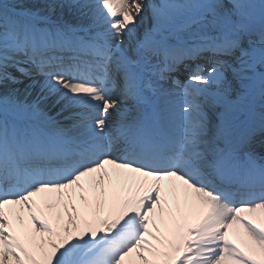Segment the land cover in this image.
Wrapping results in <instances>:
<instances>
[{
  "label": "snow or ice",
  "instance_id": "obj_1",
  "mask_svg": "<svg viewBox=\"0 0 264 264\" xmlns=\"http://www.w3.org/2000/svg\"><path fill=\"white\" fill-rule=\"evenodd\" d=\"M0 264H264V0H0Z\"/></svg>",
  "mask_w": 264,
  "mask_h": 264
},
{
  "label": "bare ground",
  "instance_id": "obj_2",
  "mask_svg": "<svg viewBox=\"0 0 264 264\" xmlns=\"http://www.w3.org/2000/svg\"><path fill=\"white\" fill-rule=\"evenodd\" d=\"M185 69L184 68H182V66L180 67V70H179V72H183ZM178 76V75H177ZM21 88L23 87L22 85L20 86ZM51 115H55V112H52V113H50ZM69 115V113L68 112H65V113H63L61 116H59V117H57V119L61 122V124H63V125H68V124H70L71 123V121L70 120H66L64 117H66V116H68ZM115 115H116V113L114 112L113 113V117H115Z\"/></svg>",
  "mask_w": 264,
  "mask_h": 264
}]
</instances>
